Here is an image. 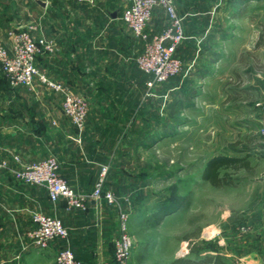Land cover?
Instances as JSON below:
<instances>
[{
	"label": "crops",
	"instance_id": "0c3cea01",
	"mask_svg": "<svg viewBox=\"0 0 264 264\" xmlns=\"http://www.w3.org/2000/svg\"><path fill=\"white\" fill-rule=\"evenodd\" d=\"M44 1L46 6L34 1L38 7L37 36L45 37L51 49L38 55V65L51 80L85 94L90 102L89 114L85 126L77 128L63 112L62 93L38 79L30 85L13 86L0 66V158L19 168L53 155L60 163V174L75 190L86 193L93 191L103 167L108 166L107 186L128 208L135 202L129 191L138 176L133 173V165L125 160L133 151L124 148V141L139 138L154 124L149 119L142 123L140 110L141 90L146 87L142 85L136 58L142 51L143 39L123 20L124 9L117 13L111 9L123 0H91L92 6L84 9L89 13L84 19L71 18L79 10L73 0ZM175 3L184 17L186 46L202 41L215 22L216 31H221L216 32V41L239 38L236 15L230 17L228 33L221 20L217 21L226 9L237 12L240 6L236 0ZM259 6L264 11V0H260ZM59 8L72 16L65 17ZM25 10L31 14L28 4ZM94 12L100 15L93 18ZM160 13L165 11L157 8L147 25L150 36L164 23L166 15ZM30 22L26 17L21 25L27 27ZM11 27L0 19V43L6 46L11 44ZM117 79L121 83H116ZM152 128L150 138L156 135V128ZM38 212L62 219L70 232L68 239L55 238L45 249L34 246L26 231ZM137 213L136 208L130 211L129 226L139 225L143 217ZM153 215L156 220V213ZM119 229L117 204L91 200L85 210H68L65 201L52 202L44 186L21 181L9 169L0 171V264H14L16 258L17 264H55L56 254L64 246L74 251L81 264H116L114 239ZM143 256L144 253L139 254V260ZM180 256L176 252L166 253L162 264H188ZM249 263L264 264V253Z\"/></svg>",
	"mask_w": 264,
	"mask_h": 264
},
{
	"label": "rangeland",
	"instance_id": "374dc122",
	"mask_svg": "<svg viewBox=\"0 0 264 264\" xmlns=\"http://www.w3.org/2000/svg\"><path fill=\"white\" fill-rule=\"evenodd\" d=\"M72 2L79 9L76 16L58 11L65 17L88 18L84 9L92 6L91 0ZM131 2L123 0L111 9L122 12ZM236 2L237 12L226 9L217 21L228 33L230 17L236 15L239 38L216 41L220 30L215 22L202 41L179 47L183 68L170 81L149 88L150 76L140 70L146 87L141 90L142 123L152 121L156 135L150 138L151 126L139 138L124 141V148L133 151L125 160L138 176L129 191L135 202L128 209L136 208L143 217L138 226H129L131 264H162L169 252L194 264H216L218 256L225 264H250L264 253V45H257L260 38L264 43V11L260 0ZM26 4L31 14L25 12ZM37 9L34 0H0V19L12 29L28 17L27 27L37 34ZM164 14L154 34L169 24ZM98 15L94 12L93 18ZM224 157L246 158L250 166L222 169L229 183L215 186L204 171ZM169 204L177 207L154 220L153 214Z\"/></svg>",
	"mask_w": 264,
	"mask_h": 264
},
{
	"label": "built area",
	"instance_id": "2783aa9c",
	"mask_svg": "<svg viewBox=\"0 0 264 264\" xmlns=\"http://www.w3.org/2000/svg\"><path fill=\"white\" fill-rule=\"evenodd\" d=\"M157 8L169 16V24L159 33L150 36L147 25ZM123 20L132 32L145 41L136 62L140 70L149 74L147 85L154 88L177 76L183 62L177 55L186 39L183 19L175 6V0H132L123 11ZM11 44H0V66L11 85H30L35 79L64 95L62 108L79 129L86 124L90 102L88 97L72 91L66 85L51 80L38 65V55L51 49V44L43 36H37L28 27L18 26L9 30ZM58 159L50 155L38 161L13 168L8 161L0 158V171L9 169L17 179L44 186L52 202L65 201L66 208L87 209L91 200H107L119 206V233L114 239V259L116 264H131L133 239L129 229L130 211L107 186L108 166L103 167L92 192L75 190L59 172ZM128 198L125 197V201ZM33 225L26 231L29 241L36 247L45 249L55 238L68 239L69 229L57 216L38 212L33 215ZM55 264H81L74 251L62 247L56 254Z\"/></svg>",
	"mask_w": 264,
	"mask_h": 264
},
{
	"label": "trees",
	"instance_id": "16d2710c",
	"mask_svg": "<svg viewBox=\"0 0 264 264\" xmlns=\"http://www.w3.org/2000/svg\"><path fill=\"white\" fill-rule=\"evenodd\" d=\"M257 45L259 46L264 45L261 38L259 39ZM231 166H235L236 168L249 167L250 162L247 161L246 158H240V157H224L218 159L210 163L209 166L205 169L204 178L209 180L215 186H221L224 183H229V181L223 179L224 177H226L227 174L226 172L222 173V169H226ZM178 203H180V201ZM175 207L177 206H174L173 204L172 205L169 204L159 209L156 212L157 219L160 220L162 215L171 213ZM220 258H221L220 256L216 257V264H225V262H222ZM211 260H208V262ZM188 264H194V262L188 261Z\"/></svg>",
	"mask_w": 264,
	"mask_h": 264
},
{
	"label": "water",
	"instance_id": "95a60500",
	"mask_svg": "<svg viewBox=\"0 0 264 264\" xmlns=\"http://www.w3.org/2000/svg\"><path fill=\"white\" fill-rule=\"evenodd\" d=\"M35 2H37V3H39L40 5H42V6H46V1H44V0H34ZM17 26H20L21 25V23H18V24H16Z\"/></svg>",
	"mask_w": 264,
	"mask_h": 264
}]
</instances>
